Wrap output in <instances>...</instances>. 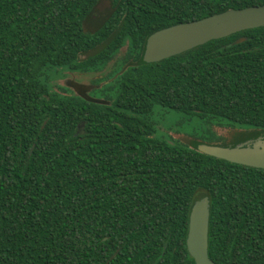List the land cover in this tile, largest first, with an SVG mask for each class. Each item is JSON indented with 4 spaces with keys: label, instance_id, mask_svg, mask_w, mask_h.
<instances>
[{
    "label": "trees",
    "instance_id": "1",
    "mask_svg": "<svg viewBox=\"0 0 264 264\" xmlns=\"http://www.w3.org/2000/svg\"><path fill=\"white\" fill-rule=\"evenodd\" d=\"M256 5L0 0V264H196L187 237L204 196L210 257L264 264V169L199 150L227 144L219 131L172 141L155 119L163 108L194 113L231 142L264 130V26L143 57L160 29ZM111 59L113 80L97 94L110 104L53 83Z\"/></svg>",
    "mask_w": 264,
    "mask_h": 264
},
{
    "label": "water",
    "instance_id": "2",
    "mask_svg": "<svg viewBox=\"0 0 264 264\" xmlns=\"http://www.w3.org/2000/svg\"><path fill=\"white\" fill-rule=\"evenodd\" d=\"M260 26H264V5L229 9L154 32L147 40L143 57L146 62H158L211 40ZM69 84L84 99L109 104V101L87 95L85 85L75 81ZM198 148L210 156L264 169V130L244 135L227 144L201 143ZM210 218L211 200L209 196H204L192 206L187 237L188 250L196 264H217L209 255Z\"/></svg>",
    "mask_w": 264,
    "mask_h": 264
},
{
    "label": "rangeland",
    "instance_id": "3",
    "mask_svg": "<svg viewBox=\"0 0 264 264\" xmlns=\"http://www.w3.org/2000/svg\"><path fill=\"white\" fill-rule=\"evenodd\" d=\"M66 77H71L67 69L61 70L60 75L55 77L53 83L57 89L62 90L65 88L64 78ZM155 119L158 133L168 137L172 141L179 140L181 142L191 143V135L208 134V130L210 129L219 131L227 136L229 139L228 143H230L231 139L235 136L231 130L219 125L207 123L194 113L176 112L163 108L157 110Z\"/></svg>",
    "mask_w": 264,
    "mask_h": 264
},
{
    "label": "flooded vegetation",
    "instance_id": "4",
    "mask_svg": "<svg viewBox=\"0 0 264 264\" xmlns=\"http://www.w3.org/2000/svg\"><path fill=\"white\" fill-rule=\"evenodd\" d=\"M103 8L108 9L109 7L103 6L102 8H100V12L103 10ZM125 49L126 48L123 47L122 52H125ZM112 62H113V59H111L110 62L107 61L106 65L101 70H98V71H69L71 77L64 78L65 88H68L72 92L77 93L75 88L69 84L70 81H75L87 87V91H86L87 95L93 98H99V99L109 101V104H110L111 101L104 98V95L106 93L102 96H98L97 94L103 92L105 89H108L111 81L113 80V78L109 77L110 71L112 70Z\"/></svg>",
    "mask_w": 264,
    "mask_h": 264
}]
</instances>
